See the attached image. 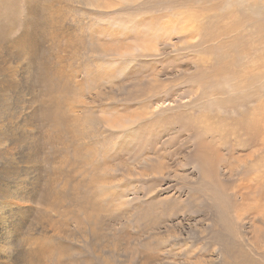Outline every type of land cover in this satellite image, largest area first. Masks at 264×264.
Listing matches in <instances>:
<instances>
[{
    "label": "rangeland",
    "instance_id": "rangeland-1",
    "mask_svg": "<svg viewBox=\"0 0 264 264\" xmlns=\"http://www.w3.org/2000/svg\"><path fill=\"white\" fill-rule=\"evenodd\" d=\"M13 6L0 36V264H231L240 252L264 264V144L229 137L257 102L264 119V0ZM210 35L236 48L221 57ZM39 240L59 250L30 257Z\"/></svg>",
    "mask_w": 264,
    "mask_h": 264
},
{
    "label": "bare ground",
    "instance_id": "bare-ground-1",
    "mask_svg": "<svg viewBox=\"0 0 264 264\" xmlns=\"http://www.w3.org/2000/svg\"><path fill=\"white\" fill-rule=\"evenodd\" d=\"M13 1H16V0H0V36H1V33L5 32L6 34L7 33V30H6V27L4 25L7 26V29L10 30V28L14 29L15 28V24L16 23V7L13 6ZM23 25V24H22ZM11 35V34H10ZM13 35V34H12ZM4 37V36H3ZM210 38L214 39V40H219L220 43L219 45L216 47V49L214 50L215 52L219 53L220 55L227 52L228 49L230 48V46H232L233 48H236V41L235 40H231V41H223L224 37L220 36V35H216V36H213V35H210ZM230 51V50H229ZM240 53V52H239ZM221 57H224V55H221ZM238 56H236V62L238 60ZM236 63L233 62V60L231 59H228L223 61V65L221 66V74L223 76H227L229 75L232 70H233V65H235ZM231 68V70H230ZM209 83H212L211 86L215 85L214 84V79H209ZM215 91L217 93H220V89H216L215 88ZM219 91V92H218ZM246 98V96L244 97V99ZM251 98V97H250ZM243 99V100H244ZM250 100V99H249ZM222 104L225 106L228 104V101L226 102H222ZM234 102H231L230 105H233ZM260 109V105L258 104V102L256 103V106L252 107L251 110V113H248L247 114V119L245 121H240V122H233V126L230 128L229 130V137L230 136H237V134L241 133V136H243V141H242V145L244 146L245 145L246 147H254L255 145H258V144H264V119L261 117V114L258 112V110ZM204 117V116H203ZM206 117V116H205ZM236 125V126H235ZM190 127V126H189ZM216 130V129H215ZM216 133H217V130H216ZM207 136V135H206ZM209 136V135H208ZM214 136V135H213ZM217 139V138H216ZM215 136L213 137V139L211 140L214 144H215ZM233 139V138H232ZM88 141V140H87ZM226 141L225 139L220 135L219 138H218V146H222L223 148L226 147ZM241 145V146H242ZM231 146V145H230ZM217 147V146H216ZM228 147V146H227ZM250 147V148H251ZM208 148V147H207ZM221 148V147H220ZM217 149V148H216ZM210 150V149H209ZM201 152H203L201 150ZM254 152V151H253ZM251 153V152H250ZM90 154V153H89ZM199 154L201 155L200 160L202 161H205L203 156H202V153L199 152ZM208 154V153H207ZM256 154V153H255ZM206 155V154H205ZM196 156V155H195ZM255 156V155H254ZM218 158V157H217ZM89 162V161H88ZM114 162V161H113ZM199 162V161H198ZM203 163V162H202ZM200 164V163H199ZM203 168V167H202ZM201 168V169H202ZM204 169V168H203ZM206 169V168H205ZM210 172L214 173L216 172L215 171V166L213 167L211 165V168H209V170L207 171H202L200 170V175L201 176H212V174H210ZM248 172V171H247ZM216 174V173H215ZM213 175L214 177L216 175ZM247 174V173H246ZM246 176V175H245ZM258 180V179H257ZM256 181V180H255ZM260 181V180H259ZM260 182H258V185H259ZM262 183V182H261ZM263 184V183H262ZM264 186V185H263ZM258 189V188H257ZM256 193V192H255ZM82 206V204H80ZM86 210V209H85ZM84 210V211H85ZM83 211V212H84ZM144 214V212H143ZM142 214V215H143ZM153 214H154V210H152V212L149 214V215H146L144 217H141V218H138L136 221L138 222H145V221H149L152 217H153ZM112 215V214H111ZM89 219V218H88ZM87 219V220H88ZM91 220V219H89ZM155 222L151 223V226L155 225L156 224V219H153ZM83 221V220H82ZM86 221V220H85ZM84 221V222H85ZM78 224V223H77ZM81 224V223H80ZM83 227V226H82ZM81 227V228H82ZM80 228V227H79ZM85 228V227H83ZM95 228V227H94ZM93 228V229H94ZM88 232V231H87ZM49 238V237H48ZM46 238V239H48ZM51 239V238H50ZM49 240V239H48ZM44 240L42 241H35V244L38 246V250L35 251V252H31L33 253L32 256L30 257H35L37 255H41V257H46L45 254L49 251H47L48 249V246L51 244L47 241L43 242ZM50 241V240H49ZM45 243H49V245H44ZM50 247H53L50 245ZM59 247V246H58ZM54 248V247H53ZM56 248V247H55ZM54 248V250H55ZM51 250H53L52 248H50ZM58 248H56L57 250ZM50 250V251H51ZM53 250V251H54ZM59 250V249H58ZM57 250V251H58ZM61 250V249H60ZM65 250V249H64ZM64 250L62 252H64ZM52 252V251H51ZM56 253V252H54ZM58 254H60L58 252ZM54 254H51V256L49 257H53ZM48 256V255H47ZM63 256V254H62ZM60 256V257H62ZM226 256H231L230 254L226 253ZM238 256H242V261L241 262H234V263H231V264H258L254 259H252L251 257L247 256L245 253L243 252H240V254ZM31 259V258H30ZM51 259V258H49ZM61 259V258H60ZM45 264V263H43Z\"/></svg>",
    "mask_w": 264,
    "mask_h": 264
}]
</instances>
